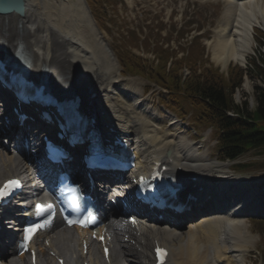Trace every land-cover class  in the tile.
Returning a JSON list of instances; mask_svg holds the SVG:
<instances>
[{
	"label": "bare ground",
	"instance_id": "6f19581e",
	"mask_svg": "<svg viewBox=\"0 0 264 264\" xmlns=\"http://www.w3.org/2000/svg\"><path fill=\"white\" fill-rule=\"evenodd\" d=\"M220 1L222 10L209 43L212 58L221 66L234 61L244 67L252 50L254 28L264 30V0ZM15 6L20 7V11H11L5 16L0 14V43L9 50L23 43L27 47L31 69L38 76L45 70L55 84L68 90L86 93L93 89L109 112V120L130 127L137 137H143L144 141L135 144L140 167L169 154L174 160L173 167L181 165L200 179L222 183L221 192L211 202L212 210L196 220L185 221V225L140 224L138 236L137 231L127 228L122 235L127 233L136 242L134 245L120 244V237L114 231L115 240H111L114 263H117L119 253H126L131 264H142V261L151 264L148 239L153 237L169 249L168 264H246L244 253L253 238L244 223L248 209L235 202L236 197L230 194L247 190L256 199L259 189L252 191L256 182L228 174L225 169H229V163L206 157L196 144L183 137L173 118L165 117L169 123L162 125L163 116L160 117L151 101L143 97L140 82L119 75L117 58L83 0H20ZM2 144L0 141V173L4 174L0 179L9 171L21 169L19 172L26 173L21 168L25 157L14 156ZM3 161L8 165L2 166ZM189 218L192 219V215ZM68 235L54 236L49 248L66 258L70 252L69 258L75 261L102 264L96 246H93L94 250L89 247L88 255L80 256L81 248L76 254L72 241L62 242ZM38 250L40 260L42 254L48 264L53 263L41 243ZM8 254H12L10 248L4 252L0 250L1 263L9 261L6 260ZM8 264L19 263L14 259Z\"/></svg>",
	"mask_w": 264,
	"mask_h": 264
},
{
	"label": "rangeland",
	"instance_id": "374dc122",
	"mask_svg": "<svg viewBox=\"0 0 264 264\" xmlns=\"http://www.w3.org/2000/svg\"><path fill=\"white\" fill-rule=\"evenodd\" d=\"M90 3V4H89ZM89 9L92 16L98 23L104 27V23H108L109 29L107 31L108 40L111 44L113 52L117 56L119 63V70L121 77L134 78L138 80L139 88L142 91L143 97L151 101V105L160 114L169 118H177L176 115L168 111L163 104L166 99L165 91L155 84H150L145 78L138 75H130L126 73V67L120 60L123 51L127 54L141 55L142 57L152 58L153 53L148 51L150 42L152 45L160 41H169L172 47H176L177 56L186 57V50L188 43L186 41L195 34H200L197 38L193 39L192 44L188 48V53H191V47L195 45L198 56L201 53L206 58L207 64L213 60L212 53L203 54L202 43L207 38L212 37L214 27L217 23L218 16L222 10V3L218 0H208L205 2L197 0H91L89 2ZM115 3V4H114ZM181 7V8H180ZM171 9L168 14L167 9ZM180 9H183L182 19L176 21V15ZM168 18V21L165 20ZM104 22V23H103ZM260 31V32H259ZM255 33V42H252V49L248 53L247 63L245 68H249V72L243 76V81L239 88L233 93L234 101L242 105L246 112L252 111L256 107V91L260 88L264 91V76L259 69L263 67L264 70V32L259 30ZM165 35V36H164ZM105 38V37H104ZM143 40V41H142ZM142 41V42H141ZM142 43L144 49L140 46ZM182 43L181 46L180 44ZM156 46L153 47V50ZM169 51V49H167ZM189 54L187 57L189 58ZM120 57V58H119ZM214 61V60H213ZM215 65H218L214 61ZM214 64H212L214 66ZM238 65L236 62H230L227 67ZM244 69V68H243ZM226 70V69H224ZM164 98V99H163ZM162 119V120H163ZM177 123L180 127L181 133L193 143L199 145L198 149L203 152L206 157L216 159L217 154L215 150L214 135L209 129L204 126H194L189 119L182 120L177 118ZM220 161V160H218ZM253 161L254 166L249 172H234L232 169L233 164L236 162H249ZM264 161V154L256 151H250L234 161H221L229 163V169H225L228 174L237 176L243 179H251L256 182V189L258 184L264 182V169L258 165ZM21 169H19L20 171ZM228 170V171H227ZM4 173H0V176ZM245 219L246 226L248 227L251 236L253 237L246 253V264H264V233L259 229L264 230V220ZM258 227V228H257ZM61 236L60 229H56L52 236ZM78 243V242H77ZM252 244V245H251ZM76 253H79L78 245L74 244ZM42 256V255H41ZM43 257V256H42ZM45 260V259H43ZM53 264V263H51Z\"/></svg>",
	"mask_w": 264,
	"mask_h": 264
},
{
	"label": "trees",
	"instance_id": "16d2710c",
	"mask_svg": "<svg viewBox=\"0 0 264 264\" xmlns=\"http://www.w3.org/2000/svg\"><path fill=\"white\" fill-rule=\"evenodd\" d=\"M166 57L149 67L135 61L127 63V66L132 72L142 74L168 90L178 110H181L179 101L189 103L195 121L212 127L216 132L217 151L221 159H235L252 150L264 153V92L260 90L257 93L256 108L249 113L236 105L231 97V92L241 82V69L231 68L227 80L206 68L196 72L190 67L188 74L183 76L180 72L182 61L166 68ZM228 111H233L237 116L228 115ZM237 166L246 171L252 169L254 163ZM258 166L264 167V162Z\"/></svg>",
	"mask_w": 264,
	"mask_h": 264
},
{
	"label": "snow or ice",
	"instance_id": "6c2138e0",
	"mask_svg": "<svg viewBox=\"0 0 264 264\" xmlns=\"http://www.w3.org/2000/svg\"><path fill=\"white\" fill-rule=\"evenodd\" d=\"M11 184H12V186H15V182H11ZM7 185L5 186V189H7ZM38 211H40V209H39V207H38ZM37 227H40V226H37ZM158 252H159V250H158Z\"/></svg>",
	"mask_w": 264,
	"mask_h": 264
}]
</instances>
